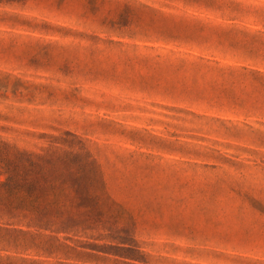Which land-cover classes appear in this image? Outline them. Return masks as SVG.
Wrapping results in <instances>:
<instances>
[{
	"label": "rangeland",
	"instance_id": "1",
	"mask_svg": "<svg viewBox=\"0 0 264 264\" xmlns=\"http://www.w3.org/2000/svg\"><path fill=\"white\" fill-rule=\"evenodd\" d=\"M264 264V0H0V264Z\"/></svg>",
	"mask_w": 264,
	"mask_h": 264
},
{
	"label": "crops",
	"instance_id": "2",
	"mask_svg": "<svg viewBox=\"0 0 264 264\" xmlns=\"http://www.w3.org/2000/svg\"><path fill=\"white\" fill-rule=\"evenodd\" d=\"M4 264H15V263H4ZM18 264V263H17Z\"/></svg>",
	"mask_w": 264,
	"mask_h": 264
}]
</instances>
